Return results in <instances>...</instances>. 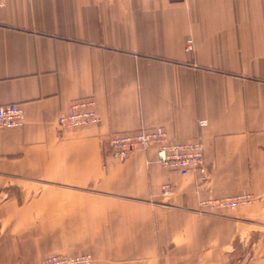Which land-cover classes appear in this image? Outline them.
<instances>
[{"label": "crops", "instance_id": "obj_1", "mask_svg": "<svg viewBox=\"0 0 264 264\" xmlns=\"http://www.w3.org/2000/svg\"><path fill=\"white\" fill-rule=\"evenodd\" d=\"M87 97L100 124L60 132ZM11 103L25 122L0 130V264H264V0H4ZM155 127L200 140L208 178L155 148L110 156L108 135ZM237 193L257 200L199 208Z\"/></svg>", "mask_w": 264, "mask_h": 264}, {"label": "built area", "instance_id": "obj_2", "mask_svg": "<svg viewBox=\"0 0 264 264\" xmlns=\"http://www.w3.org/2000/svg\"><path fill=\"white\" fill-rule=\"evenodd\" d=\"M4 0H0V7ZM25 115L17 103L0 105V130H11L24 125ZM101 122L92 97L73 100L66 113L58 118L60 132L97 126ZM207 125L205 120L200 126ZM107 146L111 157L118 162H125L136 152L156 149L157 163L165 170L174 171L181 176L199 174L203 180L208 178V169L204 161V148L200 140H172L163 127L135 131L115 132L107 137ZM171 187L165 185L163 194L169 195ZM256 197L251 193H237L223 198H208L199 202L201 211L235 209L251 204ZM90 255H51L40 264H91ZM23 264V263H17Z\"/></svg>", "mask_w": 264, "mask_h": 264}, {"label": "rangeland", "instance_id": "obj_3", "mask_svg": "<svg viewBox=\"0 0 264 264\" xmlns=\"http://www.w3.org/2000/svg\"><path fill=\"white\" fill-rule=\"evenodd\" d=\"M97 108V107H96ZM111 156V155H110ZM255 196V195H254ZM256 197V196H255ZM256 200H257V197H256ZM82 255H84V254H82ZM85 255H89V254H85ZM91 256V255H90ZM92 257V256H91Z\"/></svg>", "mask_w": 264, "mask_h": 264}]
</instances>
